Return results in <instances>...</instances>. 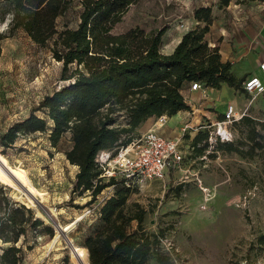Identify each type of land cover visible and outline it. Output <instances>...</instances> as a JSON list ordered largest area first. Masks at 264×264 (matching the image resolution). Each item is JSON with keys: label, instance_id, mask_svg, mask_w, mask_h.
Here are the masks:
<instances>
[{"label": "trees", "instance_id": "obj_1", "mask_svg": "<svg viewBox=\"0 0 264 264\" xmlns=\"http://www.w3.org/2000/svg\"><path fill=\"white\" fill-rule=\"evenodd\" d=\"M230 1L219 0L218 6ZM81 2L76 26L58 29L57 18L69 9L71 0H0V21H6L5 30L0 29V42L22 29L60 62L61 81L27 116L0 133L1 151L35 132L46 134L56 147L68 133L71 146L63 152L77 167L70 200L75 194L88 196L87 205L106 188H113L99 207L92 232L84 236L82 246L70 250L76 264H148L151 259L157 264H173L162 244L172 224L148 230L144 206L135 200L128 202L131 180L119 173L107 175L98 154L131 143L141 133L137 132L139 125L150 116L189 110L181 93L185 82L199 81L214 88L225 83L242 91L243 79L233 74L228 61L221 60L218 45H210L207 39L214 18L210 5L193 9L198 23L182 34L170 53H163L165 24L150 31L134 26L113 32L137 0ZM233 124L241 135L229 141L217 138V149L243 158L260 157L264 177V120L247 114ZM209 132L198 130L191 138V148L202 152ZM9 190L0 183V241L4 245L0 264H22L24 249L31 248L39 232L53 236L54 231ZM257 240L264 245V233Z\"/></svg>", "mask_w": 264, "mask_h": 264}, {"label": "rangeland", "instance_id": "obj_2", "mask_svg": "<svg viewBox=\"0 0 264 264\" xmlns=\"http://www.w3.org/2000/svg\"><path fill=\"white\" fill-rule=\"evenodd\" d=\"M218 3L219 0H137L114 26L113 32L134 26L150 31L165 24L167 28L160 49L167 51L177 34L188 30L181 27V23L188 28L195 26L192 15L195 7L210 5L213 24L218 12L223 11ZM81 9V0H71L69 9L57 18L56 27L76 26ZM5 28L6 21H0V29ZM59 74L60 62L34 43L22 29L3 38L0 42V133L13 121L27 116L44 94L58 87L61 83ZM238 93L241 94V90ZM247 97L252 100L250 114L264 119V91L253 98L245 95L244 102ZM225 106L226 102L224 105L214 103L210 110L219 119ZM189 112L182 122L185 156L180 167L171 169L161 181L131 183L128 202L135 200L144 206V226L148 230L172 224L162 244L173 264H264V245H259L257 240L264 233L261 159L243 158L235 152L217 149L215 133L218 126L205 119L198 122V116L191 120L193 113ZM122 117L118 116L119 119ZM226 128L232 134L231 139L220 141L236 140L241 135L233 123L227 124ZM206 129L210 131L208 145L202 152L191 148L193 135ZM70 146L68 133L53 147L46 134L35 132L28 137L21 136L4 152L0 147V160L9 163L10 173L15 178L13 180L0 165V183L9 186L12 197L31 206L54 231L53 236L43 230L39 232L31 248L24 249L22 264H76L70 250L82 246L84 236L92 232L97 222L103 199L113 191L112 187L106 188L87 205L88 196L75 194L70 200L77 170L63 152ZM119 149L98 154V160L104 162L109 171L116 168L112 160ZM20 185H24L35 199ZM201 186L210 189L213 195L205 208L201 206ZM58 224L65 226L67 231L59 230ZM1 246L4 245L0 241ZM148 264L157 263L151 259Z\"/></svg>", "mask_w": 264, "mask_h": 264}, {"label": "crops", "instance_id": "obj_3", "mask_svg": "<svg viewBox=\"0 0 264 264\" xmlns=\"http://www.w3.org/2000/svg\"><path fill=\"white\" fill-rule=\"evenodd\" d=\"M250 2H257L258 4L230 2L227 6H223V11L218 12V18L214 19L213 24L211 23L207 33L210 45H218L221 60L230 63L233 74L238 78H242V83L251 75L260 76L264 82V75L259 69L260 61L264 60V0H252ZM213 13L216 12L213 11ZM197 23L196 21L195 25ZM186 31L178 33L170 48L167 51L161 48V52L170 53ZM181 93L190 109L180 110L171 116L167 115L165 123L158 129L166 137L173 138L182 135V122L190 110L193 113L191 120L198 116V122L205 119L207 123L214 125L217 120L222 119L229 103L234 105L236 112H240L247 107V112L250 114L252 101L248 103L249 97L246 98L245 102L243 101L245 95H250L244 90L239 94L238 89L225 83L220 88L203 85L200 89H191L189 82H185ZM214 99L215 102H213ZM225 102L226 106L221 111V116H219L221 118L218 119L214 115L215 113L210 110V107L214 103L224 105ZM156 119V116L148 117L139 125V132H145L153 127Z\"/></svg>", "mask_w": 264, "mask_h": 264}, {"label": "built area", "instance_id": "obj_4", "mask_svg": "<svg viewBox=\"0 0 264 264\" xmlns=\"http://www.w3.org/2000/svg\"><path fill=\"white\" fill-rule=\"evenodd\" d=\"M180 26L188 29V26L182 23ZM259 69L264 75V60L260 61ZM189 84L191 89H200L203 87V84L199 81H192ZM242 88L253 98L264 91V82L260 76L251 75L243 81ZM251 101L249 99L248 103ZM247 114H249L247 107L240 112H236L234 105L229 103L223 113L222 119L215 122L218 126L215 133L216 138L220 140L231 139L232 134L227 130L226 125L239 120L243 115ZM166 117L167 115L165 114L158 116L153 127L140 133L139 137L120 148L116 158L112 160L116 168L113 171L105 168V173L107 175L115 173L123 174L134 184L138 182L164 180L171 169L179 168L185 156L183 154L182 136L173 138L166 137L158 131L165 123ZM222 125L224 130L219 129ZM108 157L109 153H107L106 158ZM100 162L104 164V162ZM201 188L203 190V203L201 206L205 208L206 203L213 195L212 191L207 187L201 186Z\"/></svg>", "mask_w": 264, "mask_h": 264}, {"label": "water", "instance_id": "obj_5", "mask_svg": "<svg viewBox=\"0 0 264 264\" xmlns=\"http://www.w3.org/2000/svg\"><path fill=\"white\" fill-rule=\"evenodd\" d=\"M1 159V158H0ZM0 165H1V167H2V169H4L6 172H7V174L13 179V180H15V178L12 176V174L10 173V166H9V163H7V162H2L1 160H0ZM23 189H24V191L28 194V195H30L33 199H35V196L34 195H32L30 192H28V190H27V188H25V186L24 185H20ZM77 221V219L75 220V222ZM58 228H59V230H61V231H65V228L64 227H62L61 225H59L58 224ZM71 243V242H70ZM71 245L73 246V244L71 243Z\"/></svg>", "mask_w": 264, "mask_h": 264}, {"label": "bare ground", "instance_id": "obj_6", "mask_svg": "<svg viewBox=\"0 0 264 264\" xmlns=\"http://www.w3.org/2000/svg\"><path fill=\"white\" fill-rule=\"evenodd\" d=\"M188 125H189V126H192V124H190V123H188ZM219 129H220V130H224L223 126H220ZM74 223H75V220H74ZM64 228H65V226H64ZM65 230L67 231V228H65Z\"/></svg>", "mask_w": 264, "mask_h": 264}]
</instances>
